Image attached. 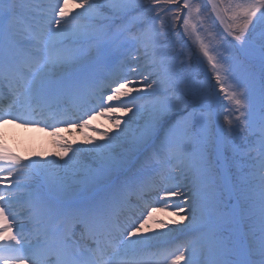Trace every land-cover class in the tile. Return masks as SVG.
I'll list each match as a JSON object with an SVG mask.
<instances>
[{
	"label": "snow or ice",
	"instance_id": "snow-or-ice-1",
	"mask_svg": "<svg viewBox=\"0 0 264 264\" xmlns=\"http://www.w3.org/2000/svg\"><path fill=\"white\" fill-rule=\"evenodd\" d=\"M207 5L0 0V125L115 129L0 143V264H264V0Z\"/></svg>",
	"mask_w": 264,
	"mask_h": 264
},
{
	"label": "bare ground",
	"instance_id": "bare-ground-1",
	"mask_svg": "<svg viewBox=\"0 0 264 264\" xmlns=\"http://www.w3.org/2000/svg\"><path fill=\"white\" fill-rule=\"evenodd\" d=\"M115 115H121L116 113ZM127 119V117H125ZM59 131L55 135H50L51 131H40L38 128L20 127L17 124L5 123L0 125V140L7 143L8 149L20 153L21 157L27 158H43L48 160H57L56 152L60 149L58 145L65 140L72 143L73 147H84L86 141L92 138L100 142L99 133L109 131L111 134L113 129L112 121L108 115L100 116L95 115L89 121L87 128L73 127L70 130L66 126L58 127ZM90 128V129H89ZM40 154H43L41 157ZM62 172V170H61ZM170 209H165L154 213V219H169L167 215ZM174 219V217H172ZM156 230L152 226L147 235H151L152 231Z\"/></svg>",
	"mask_w": 264,
	"mask_h": 264
},
{
	"label": "rangeland",
	"instance_id": "rangeland-1",
	"mask_svg": "<svg viewBox=\"0 0 264 264\" xmlns=\"http://www.w3.org/2000/svg\"><path fill=\"white\" fill-rule=\"evenodd\" d=\"M206 31H207V34L209 36H213L214 35V33H213V31L211 29H209V30L206 29ZM220 42H221L220 40L214 39L213 37L212 38L207 37V44H209L211 46H218L220 44Z\"/></svg>",
	"mask_w": 264,
	"mask_h": 264
},
{
	"label": "trees",
	"instance_id": "trees-1",
	"mask_svg": "<svg viewBox=\"0 0 264 264\" xmlns=\"http://www.w3.org/2000/svg\"><path fill=\"white\" fill-rule=\"evenodd\" d=\"M220 6L223 7V9L227 8L228 4H229V0H218ZM233 3L236 2V0H232ZM228 15H230V13H228ZM228 17V16H227ZM230 22V21H229ZM193 39H195V37H193ZM196 50V49H195Z\"/></svg>",
	"mask_w": 264,
	"mask_h": 264
}]
</instances>
